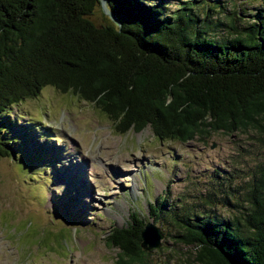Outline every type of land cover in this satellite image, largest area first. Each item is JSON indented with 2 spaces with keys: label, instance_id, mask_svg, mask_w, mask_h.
Returning a JSON list of instances; mask_svg holds the SVG:
<instances>
[{
  "label": "trees",
  "instance_id": "obj_1",
  "mask_svg": "<svg viewBox=\"0 0 264 264\" xmlns=\"http://www.w3.org/2000/svg\"><path fill=\"white\" fill-rule=\"evenodd\" d=\"M101 1L0 0V154L17 157L11 145L22 141H9L10 108L48 86L94 105L121 134L149 125L162 142L251 128L264 136L263 4L217 39L192 0L172 13L168 0ZM251 179L248 208L234 220L160 195L147 221L130 213L106 239L116 263L149 264L141 231L161 213L179 229L173 238L196 246L198 264H264V161Z\"/></svg>",
  "mask_w": 264,
  "mask_h": 264
},
{
  "label": "rangeland",
  "instance_id": "obj_2",
  "mask_svg": "<svg viewBox=\"0 0 264 264\" xmlns=\"http://www.w3.org/2000/svg\"><path fill=\"white\" fill-rule=\"evenodd\" d=\"M180 1H167L170 13ZM192 1L217 39L235 35L264 5ZM102 15L97 8L92 17ZM42 90L7 116L9 141H22L11 145L19 158L0 154V264H117L118 251L106 242L112 226L124 227L130 213L147 221L159 195L167 206L233 220L248 208L249 183L264 161L256 129L162 142L149 125L121 134L94 105ZM154 218L162 246L147 251L148 263L198 264L196 246L173 238L179 229L169 217Z\"/></svg>",
  "mask_w": 264,
  "mask_h": 264
},
{
  "label": "water",
  "instance_id": "obj_3",
  "mask_svg": "<svg viewBox=\"0 0 264 264\" xmlns=\"http://www.w3.org/2000/svg\"><path fill=\"white\" fill-rule=\"evenodd\" d=\"M104 5V0L101 1ZM162 231L155 224L148 222L144 225L141 231L142 246L145 250H151L152 248H160L162 246L161 239L163 237Z\"/></svg>",
  "mask_w": 264,
  "mask_h": 264
}]
</instances>
